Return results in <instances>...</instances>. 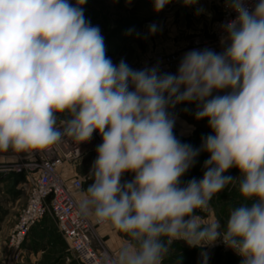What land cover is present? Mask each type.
Here are the masks:
<instances>
[{"label":"clouds","instance_id":"obj_1","mask_svg":"<svg viewBox=\"0 0 264 264\" xmlns=\"http://www.w3.org/2000/svg\"><path fill=\"white\" fill-rule=\"evenodd\" d=\"M224 2L236 16L219 26L222 50L192 49L173 74L113 63L86 0H0V152L35 156L101 136L77 214L124 235L111 264H164L175 241L222 243L241 264H264V0ZM152 3L159 12L171 0ZM180 104H195L212 130L199 148L174 133ZM201 152L203 177L183 182ZM228 186L241 202L227 219L201 215Z\"/></svg>","mask_w":264,"mask_h":264},{"label":"rangeland","instance_id":"obj_2","mask_svg":"<svg viewBox=\"0 0 264 264\" xmlns=\"http://www.w3.org/2000/svg\"><path fill=\"white\" fill-rule=\"evenodd\" d=\"M214 2L215 4L213 1L210 4L217 9H215V17L209 22H207L208 17L205 12L197 15V8L205 9L206 0H201V3L194 6H186L183 1L171 0V3L159 12L154 10L152 0H130V2L129 0H86L83 8L85 17L91 21L92 25L99 26L101 29L102 35L105 37L107 56L112 59L113 63H119L121 59H124L134 69L151 67L157 63L160 66L167 64L170 72L174 74L178 67L171 65V62L179 61L184 53L190 51L186 47L189 40L194 45L201 44L203 41L208 44L216 42L211 28L220 19V12H217L220 3L217 0ZM153 23L158 25L160 30L154 35H148V26ZM129 29H134L131 35L127 34ZM195 111V104H180L173 109L177 116L174 133L181 142L199 148L202 138L210 134L212 130L206 119L197 120L195 118ZM92 149L73 168L74 173L83 181V189H85V183L92 182L90 179L84 182V177H88L97 156L96 148ZM37 156L39 154L27 156L11 151L0 152V166L10 164L18 166L24 163V160L36 159ZM208 158V153L201 152L194 166L182 177V181L186 183L192 178L201 179L204 171L203 165ZM225 174L233 177L240 176L237 168H232ZM240 202L238 190L233 186H228L213 197L209 211L200 214L205 218L215 216L223 223L228 217L229 209ZM18 212L14 213L15 219H17ZM7 215L9 212L0 206V219L3 217L7 219ZM45 221L49 226H52L50 228H55L52 215L48 214ZM10 225L12 224H4V231L0 233L2 239L7 240L8 232L14 224L11 227ZM58 245L59 253L47 249L40 258L33 257L32 260H29L30 254L27 255L24 252L21 264H77L71 254L67 252L66 247L62 248L60 243ZM42 246V243H40V247L35 245L34 252L39 249L44 250ZM172 248L173 251L165 258L164 264H177V262L179 264H201L200 253L202 251L209 253L208 264H241V257L222 243H217L215 247L201 249L189 247L183 241H175Z\"/></svg>","mask_w":264,"mask_h":264},{"label":"built area","instance_id":"obj_3","mask_svg":"<svg viewBox=\"0 0 264 264\" xmlns=\"http://www.w3.org/2000/svg\"><path fill=\"white\" fill-rule=\"evenodd\" d=\"M219 3L220 19L211 28L216 42L208 44L203 41L194 45L189 40L186 47L190 50L208 47L220 52L219 26L234 19L236 13L225 7L224 0H219ZM180 60L181 58L171 62V65L178 67ZM160 68L163 72H170L167 64ZM101 143L102 138L98 133H94L89 142L80 145L66 139L51 150L39 154L36 159L28 158L18 166H0V175H22L27 188L26 203L18 212L16 222L7 237L5 264L22 263L24 244L31 229L48 214L52 215L57 234L77 264H111L116 254L95 246L97 229L103 224L95 220L81 219L77 214L75 199V194L82 191L83 181L74 173L73 168L92 148L95 149Z\"/></svg>","mask_w":264,"mask_h":264},{"label":"crops","instance_id":"obj_4","mask_svg":"<svg viewBox=\"0 0 264 264\" xmlns=\"http://www.w3.org/2000/svg\"><path fill=\"white\" fill-rule=\"evenodd\" d=\"M176 1H183V0H176ZM207 4L205 5V14L208 17L207 22H209L213 17H215V9L210 4L211 1L215 4V0H206ZM217 2H219L217 0ZM197 3H201V0H198ZM217 12H220L217 10ZM220 17V13H219ZM88 187V186H87ZM86 190V189H85ZM81 192L75 194V199L78 202V198ZM27 199V188L25 186V180L22 175H17L15 173L3 174L0 175V206L9 212V215L0 219V233L4 231V224L10 223L15 224V217L14 213L18 212L20 208H22ZM90 220H94L89 218ZM10 225V227L12 226ZM45 219L36 225L34 228L31 229L25 244H24V252L25 254L29 255V260H32L33 257L40 258L47 250H53L56 253H59V243L62 248L66 247L63 240L60 239L57 232H55L56 228H50ZM11 231V230H10ZM9 231V232H10ZM8 232V234H9ZM53 234V235H51ZM8 236V235H7ZM59 237V238H58ZM123 239H125L124 235L121 233H117L114 231L109 225L103 224L101 227L97 229L96 232V240L95 246L99 249H104L112 253H117ZM6 241L0 237V264L6 263L7 258V249H6ZM40 243L43 244V249H39L38 251L34 252L33 248L35 245L40 247ZM51 250V251H52ZM59 256V255H58ZM59 260V259H58ZM61 260V257H60Z\"/></svg>","mask_w":264,"mask_h":264},{"label":"trees","instance_id":"obj_5","mask_svg":"<svg viewBox=\"0 0 264 264\" xmlns=\"http://www.w3.org/2000/svg\"><path fill=\"white\" fill-rule=\"evenodd\" d=\"M133 178V175H131V173H125V175H124V177H123V179L124 180H131ZM90 183H92V182H87V183H85V189L87 188V186H88V184H90ZM83 189V188H82ZM60 237V236H59ZM58 237V238H59ZM61 239V238H60Z\"/></svg>","mask_w":264,"mask_h":264}]
</instances>
